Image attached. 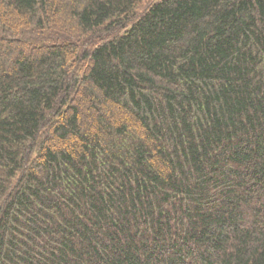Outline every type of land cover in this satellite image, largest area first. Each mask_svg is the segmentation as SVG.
I'll list each match as a JSON object with an SVG mask.
<instances>
[{
  "label": "trees",
  "instance_id": "1",
  "mask_svg": "<svg viewBox=\"0 0 264 264\" xmlns=\"http://www.w3.org/2000/svg\"><path fill=\"white\" fill-rule=\"evenodd\" d=\"M0 0V264H264V0Z\"/></svg>",
  "mask_w": 264,
  "mask_h": 264
},
{
  "label": "rangeland",
  "instance_id": "2",
  "mask_svg": "<svg viewBox=\"0 0 264 264\" xmlns=\"http://www.w3.org/2000/svg\"><path fill=\"white\" fill-rule=\"evenodd\" d=\"M151 1H154V0H139L138 2L139 10H142Z\"/></svg>",
  "mask_w": 264,
  "mask_h": 264
}]
</instances>
